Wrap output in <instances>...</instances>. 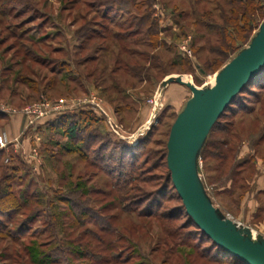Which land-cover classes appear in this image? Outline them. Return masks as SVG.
<instances>
[{
  "label": "rangeland",
  "instance_id": "obj_1",
  "mask_svg": "<svg viewBox=\"0 0 264 264\" xmlns=\"http://www.w3.org/2000/svg\"><path fill=\"white\" fill-rule=\"evenodd\" d=\"M256 3L260 25L264 0ZM215 4L228 8L223 0H0V193L10 189L23 204L0 210V264H88L86 254L100 252L121 259L98 264H227L185 218L167 177L169 130L192 93L176 82L160 87L171 74L209 86L232 57L211 51L213 36L198 38L193 23L205 8L222 24ZM248 87L260 100L244 92L225 121L257 132L264 88ZM81 110L95 121L77 140L47 128ZM231 133L216 128L210 141ZM245 134L231 140L233 162L247 159L233 178L209 146L199 174L215 206L264 238V142L254 147Z\"/></svg>",
  "mask_w": 264,
  "mask_h": 264
},
{
  "label": "water",
  "instance_id": "obj_2",
  "mask_svg": "<svg viewBox=\"0 0 264 264\" xmlns=\"http://www.w3.org/2000/svg\"><path fill=\"white\" fill-rule=\"evenodd\" d=\"M264 66V17L249 43L216 73L215 82L197 87L182 74L169 82L187 86L192 95L171 124L166 142V164L186 214L219 248L245 264H264V238L225 215L213 204L199 174L198 159L206 138L223 111Z\"/></svg>",
  "mask_w": 264,
  "mask_h": 264
},
{
  "label": "trees",
  "instance_id": "obj_3",
  "mask_svg": "<svg viewBox=\"0 0 264 264\" xmlns=\"http://www.w3.org/2000/svg\"><path fill=\"white\" fill-rule=\"evenodd\" d=\"M126 2L128 0H125ZM224 5H227L228 8L225 9L224 7L219 6V4H215L214 9H219V14H220V19L222 20V24L215 23V21L212 18L211 10L210 9H205V8H199V10H196L197 13H199L194 19L193 23L194 25H197V30L196 32H202L200 33V36L198 38L204 39L207 43L210 37H207L206 35H212L213 36V41L214 43H208L209 48L211 51L215 52L219 57L222 58H229V55L232 53V56H234L240 49L243 48V44L247 41L249 43L251 37L254 34H251V31L253 28L258 27L259 23H257L255 20V15L256 12L259 11V7L257 6L256 0H223ZM223 5V6H224ZM184 16V14H183ZM148 19V14H145L142 18L141 23L145 22V20ZM155 21L152 19L148 23L147 27V34H148V45L153 47L159 44L158 37H157V27L156 24L154 23ZM231 58V57H230ZM229 58V59H230ZM221 61H217L213 66L219 68L221 66ZM256 86L255 88H264L260 87L264 85V66L261 69V71L255 75L243 88L241 92L238 93V95L235 97V99L230 103V105L223 111V113L220 115V117L217 119L215 124L212 126L206 141L200 151L199 157H204L206 155V150H208L209 147L213 148L214 151L210 150L211 152L214 153V156L218 158L217 166L218 167H225L227 165L232 166V170L230 172L229 179L233 178L238 173V167H240V162H246L247 159H243L240 162H233L234 160V153H235V146L232 143L231 140L234 139H239L241 136H243L245 133L242 132L241 130L245 128H249L246 132L247 137L251 139V145L252 146H258L260 143L264 142V124L260 127L259 131H254L251 128V124L249 127L247 126H241L239 129L236 127L233 130V126H237L234 122L231 123V121H225V119L228 117V111H231V108L233 105L237 104V100L242 98V94L244 92H249L252 95L255 96L257 99L256 101H259V95L256 94L254 91L250 89L249 91V85ZM257 95V96H256ZM243 99V98H242ZM245 111V114H249L252 112L253 108H246L241 107L239 109ZM78 118H75V113L73 112H61L52 119H49L47 128H54L53 130H57L56 132L60 133L62 137L68 138L71 141L77 140V135L83 128L84 124H89L90 122H94L95 118L90 117L92 116L90 113L87 111H79ZM92 118V119H91ZM83 124V125H82ZM219 129L223 133L229 134V132H232L230 137L228 139L226 138H221L216 141H210V137L215 129ZM243 128V129H242ZM258 129V128H257ZM245 134V135H246ZM89 137V135H88ZM90 138V137H89ZM88 138V139H89ZM209 146V147H208ZM1 152V151H0ZM107 157L106 155H104ZM103 155L100 156L101 159L104 158ZM264 156V154H263ZM97 157V156H96ZM132 155L130 158L132 159ZM108 158V157H107ZM121 160L125 158V154L122 152L119 156ZM97 159V158H95ZM99 160V157H98ZM95 163V161H92ZM233 162V163H232ZM165 163H166V153H165ZM236 166V167H235ZM167 167V164H166ZM168 169V167H167ZM237 172V173H236ZM168 180L170 181L171 186L175 190L171 178H170V173L168 170ZM176 192V190H175ZM177 197L180 199L176 192ZM62 200V199H61ZM181 201V199H180ZM138 202V201H135ZM22 202L20 200V197L15 195L12 190H6L2 191L0 193V210L4 211H10V214H12L15 210L21 209ZM25 205V204H24ZM11 207V209H9ZM148 210H151L152 207L149 205L146 206ZM181 208L183 211V214L185 218L188 220L190 224L193 225L194 228L197 229V231L201 234L202 237L207 238L211 242V247L214 248L215 250H218L221 256H224L225 258V263L227 264H245L241 262L240 260L234 258L233 256L229 255L226 253L224 250L219 248L210 238H208L197 226L196 224L192 221V219L186 214L185 208L182 204L181 201ZM156 211V210H155ZM153 209L149 211L147 214L151 215L155 212ZM16 212V211H15ZM147 212V211H146ZM138 214H142L141 211L138 212ZM146 214V215H147ZM167 213H165L166 215ZM82 215V214H81ZM84 215V213H83ZM164 216V215H160ZM168 216V215H166ZM3 225V224H2ZM28 246H25V249H27ZM67 254V253H66ZM119 254V253H118ZM114 255L110 254L108 255L107 253L100 252L96 256V254H86L87 257H89V262L88 264L91 263H97L101 262L102 259H104L107 262H110L111 260H115L118 258L121 259V255ZM205 256V255H204ZM32 260V259H31ZM44 259H39V261H43ZM218 261V259H216ZM35 262V261H31ZM43 262H46L45 260ZM40 264V263H39Z\"/></svg>",
  "mask_w": 264,
  "mask_h": 264
},
{
  "label": "built area",
  "instance_id": "obj_4",
  "mask_svg": "<svg viewBox=\"0 0 264 264\" xmlns=\"http://www.w3.org/2000/svg\"><path fill=\"white\" fill-rule=\"evenodd\" d=\"M48 104V103H47ZM60 110H62V106H61V104H56L54 107H53V111L54 112H59ZM3 141H2V139H1V137H0V143H2ZM2 145V144H1Z\"/></svg>",
  "mask_w": 264,
  "mask_h": 264
},
{
  "label": "bare ground",
  "instance_id": "obj_5",
  "mask_svg": "<svg viewBox=\"0 0 264 264\" xmlns=\"http://www.w3.org/2000/svg\"><path fill=\"white\" fill-rule=\"evenodd\" d=\"M183 78H184L185 80H188V79H189L188 76H183ZM213 83H214V82H213ZM213 83H212V84H213ZM212 84H211V85H212Z\"/></svg>",
  "mask_w": 264,
  "mask_h": 264
},
{
  "label": "crops",
  "instance_id": "obj_6",
  "mask_svg": "<svg viewBox=\"0 0 264 264\" xmlns=\"http://www.w3.org/2000/svg\"><path fill=\"white\" fill-rule=\"evenodd\" d=\"M242 203L245 204L244 201Z\"/></svg>",
  "mask_w": 264,
  "mask_h": 264
}]
</instances>
